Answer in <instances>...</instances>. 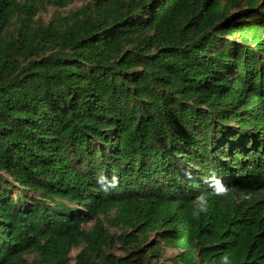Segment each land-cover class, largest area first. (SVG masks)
Listing matches in <instances>:
<instances>
[{
    "label": "trees",
    "instance_id": "1",
    "mask_svg": "<svg viewBox=\"0 0 264 264\" xmlns=\"http://www.w3.org/2000/svg\"><path fill=\"white\" fill-rule=\"evenodd\" d=\"M68 2L0 0V264H264V0Z\"/></svg>",
    "mask_w": 264,
    "mask_h": 264
},
{
    "label": "rangeland",
    "instance_id": "2",
    "mask_svg": "<svg viewBox=\"0 0 264 264\" xmlns=\"http://www.w3.org/2000/svg\"><path fill=\"white\" fill-rule=\"evenodd\" d=\"M87 2H89V0H69L67 5H65L63 7H59L57 5H53V4H49V3L43 4V5L38 6L37 13L35 15V19L47 22L53 16L66 15L70 11H73V10L83 6ZM91 224H92V222H89L85 225V227L89 228L91 226ZM105 226L108 228V230L111 233L117 234L120 232L119 228L108 226L107 222H105ZM154 239H155V236L153 234H151L148 240L150 241V240H154ZM78 248L72 249L71 254H70L72 258L74 257V255L78 251ZM115 251L117 253H120V254L122 253V251L120 249L119 250L116 249ZM174 253H175V250L166 247L164 249V255L162 257V262H164V264H172L171 261L169 260V258L172 257L174 255ZM34 257H35V255L33 253L24 254V259L26 260L27 263L31 262L34 259Z\"/></svg>",
    "mask_w": 264,
    "mask_h": 264
},
{
    "label": "clouds",
    "instance_id": "3",
    "mask_svg": "<svg viewBox=\"0 0 264 264\" xmlns=\"http://www.w3.org/2000/svg\"><path fill=\"white\" fill-rule=\"evenodd\" d=\"M245 198H247V197H245ZM207 210H208L207 201H206L203 197H201V198H200V203H199V205H198V209H197L196 211L193 212V215H194L195 217H198L201 213H206ZM223 264H228L227 257H225V258L223 259Z\"/></svg>",
    "mask_w": 264,
    "mask_h": 264
}]
</instances>
